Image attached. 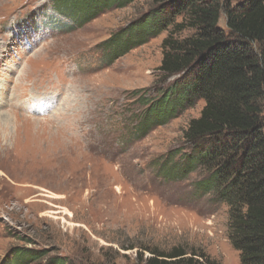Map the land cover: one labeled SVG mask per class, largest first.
Masks as SVG:
<instances>
[{"label": "rangeland", "instance_id": "rangeland-1", "mask_svg": "<svg viewBox=\"0 0 264 264\" xmlns=\"http://www.w3.org/2000/svg\"><path fill=\"white\" fill-rule=\"evenodd\" d=\"M52 1L0 0V115H11L10 131L0 130V264L19 250L35 253L24 264H143L139 253L172 245L241 264L226 206L196 188L205 173L176 179L160 168L188 149L183 133L204 102L134 132L147 107L139 97L174 78L158 70L168 31L111 63L103 56L102 42L153 1L102 11L74 30L56 27L64 18Z\"/></svg>", "mask_w": 264, "mask_h": 264}, {"label": "trees", "instance_id": "trees-1", "mask_svg": "<svg viewBox=\"0 0 264 264\" xmlns=\"http://www.w3.org/2000/svg\"><path fill=\"white\" fill-rule=\"evenodd\" d=\"M134 1L53 0L64 18L56 27L74 30L102 11ZM152 1V8L102 42L105 61L111 63L169 33L161 43L158 70L162 78H174L154 98L139 97L147 107L137 116L134 132L145 136L186 107L204 102L183 133L188 149L168 154L160 168L176 179L204 172L196 188L226 206L227 237L241 264H264V0ZM221 14L225 28L218 24ZM185 29L191 30L189 36H173ZM146 250L149 255L139 253V263L218 264L194 246ZM34 254L14 251L7 264H24Z\"/></svg>", "mask_w": 264, "mask_h": 264}, {"label": "bare ground", "instance_id": "bare-ground-1", "mask_svg": "<svg viewBox=\"0 0 264 264\" xmlns=\"http://www.w3.org/2000/svg\"><path fill=\"white\" fill-rule=\"evenodd\" d=\"M2 84V83H1ZM3 87V85H2ZM1 88V86H0ZM3 90V89H2ZM13 96V95H12ZM2 98V97H1ZM1 100V99H0ZM10 114H1L0 115V130L5 129L8 130V132L10 131L9 127H8V123L10 120ZM7 132V131H6Z\"/></svg>", "mask_w": 264, "mask_h": 264}]
</instances>
